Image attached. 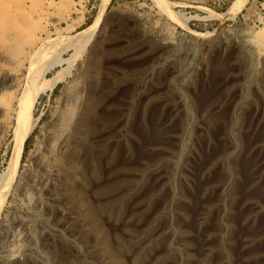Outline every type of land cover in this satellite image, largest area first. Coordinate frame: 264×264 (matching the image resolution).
I'll list each match as a JSON object with an SVG mask.
<instances>
[{"label":"rangeland","instance_id":"374dc122","mask_svg":"<svg viewBox=\"0 0 264 264\" xmlns=\"http://www.w3.org/2000/svg\"><path fill=\"white\" fill-rule=\"evenodd\" d=\"M54 2L36 24L35 50L53 44L35 57V73L66 41L93 33L70 71L85 101L71 124L82 134L70 154L78 167L71 190L49 199L35 156L45 155L68 96L64 80L34 107L0 211V264H102L101 232L125 264H264V43L254 38L264 0ZM24 65L8 67L20 75L19 97L32 69ZM83 110L86 125L75 124ZM15 124L0 119V174Z\"/></svg>","mask_w":264,"mask_h":264},{"label":"bare ground","instance_id":"6f19581e","mask_svg":"<svg viewBox=\"0 0 264 264\" xmlns=\"http://www.w3.org/2000/svg\"><path fill=\"white\" fill-rule=\"evenodd\" d=\"M61 1L65 5L66 4L72 5V0H61ZM104 1H107V0H104ZM54 5H55L54 0H0V119L6 118V120H7V119L15 118V121L17 123V124H15L16 127H15L14 134H13L14 135L13 151H12V154L10 156L7 167L0 174V211L3 207V204H5L4 201L6 200V198L8 196L9 188H10V185L12 183L13 176L15 175V172L18 168L24 143L28 139V137L34 132V129H35V125H36L37 121H35L34 116H33L34 107H35L36 103H38L40 95L42 93H44V92L53 93L54 90L56 89V87H58L59 83L64 82V80H65V84H66L65 90L67 92H69L68 96H67V98H65L63 105H62V109L58 114L54 131L52 133H50L51 134L50 139H49L48 143L46 144L45 155H42V157H41V155L35 156V163L37 164V166L39 168H41L44 175L47 176V184L48 183L52 184V187H51L52 190H50L52 194H50L49 199H51V197L55 199V196L53 194L58 193L59 189L61 190V189L65 188V191L71 190V187L69 186V184H67V180H69V178H70V173H74L78 167V166H76L77 163L76 164L74 163L75 155H74V157H70V154H72V151L75 149L73 141L76 140L77 137L80 138V136L82 134H80L81 130H79V128H77V129L75 128L74 131L72 132L71 124H72V121H74L73 120L74 116L77 115L76 111H78L79 109L80 110L82 109V106L85 104V101H82L80 98V95H79V90H78V85L80 83L79 78L76 75L71 77L70 71H71V68L73 66V62L75 61L77 56L80 55L81 53L85 52L87 44H89L90 41L92 40L93 33L81 34V35H78L77 37H73V39H71L69 41H66V43L64 45V46H66L64 48L65 49L64 51L67 52V51L72 50L73 54L71 56H69L68 58H65L64 57L65 52H61V51L59 52V50L57 49L58 51H56L53 54L52 60L47 62L44 66L40 67L39 71H37V73H35L34 72L35 65L39 64V62L37 63V59H36L37 56L40 54H43L53 44L51 41H48V40H52L49 38V39L45 40L42 43V45H40L41 47L38 50H35V43L40 41V39L37 37V35H38V32L42 29L40 26L38 27L37 25L39 24V22L46 19V18L44 19V17L46 15H49V14H47V12H49V10L51 8H53ZM50 35H51V33H50ZM254 38H256V39L258 38L262 41V42L260 41L261 43H264V28L260 32H258ZM46 41H48V42L45 44ZM62 44H64V43H62ZM44 55H45V53H44ZM44 55H42V57ZM25 62H28V65L31 64L32 69H31V73H30L29 77L27 78V81H29V85H28V87L25 85L24 91L22 92L21 96L19 97V96H17V92L19 90V86H17V80H18L17 76H20V75L13 74V73L9 72L8 67L10 65H16L15 69L12 71L19 73L20 71L25 69V65H24ZM54 66H60V67H66V68H64L61 71L56 72L54 74V76L50 77L49 76L51 74L50 72L53 70ZM67 77H71V79L68 81V80H66ZM80 86H82V85H80ZM83 95L85 96V94H83ZM14 100H17L16 107L14 105V103H15ZM93 100H94V98H93ZM97 108H96V110H97ZM88 111H89V109H88ZM88 111H87V113H88ZM85 116H86L85 111L84 110L81 111V113L79 114V117L77 118V121L75 124L81 125V123H84ZM84 124L86 125V123H84ZM186 127H187L186 130L188 129L189 130L188 132H190L191 131L190 122L188 123V125H186ZM76 133H77V135H76ZM182 139H183V136H182ZM232 142H234V141H232ZM78 145H79V143H78ZM182 145L184 146V144H182ZM82 146L80 145L81 149H82ZM85 147H86V145H85ZM237 147H238V144L236 143L234 147H231L227 151V153L225 151L226 156L224 155V160H222V161L227 162V158L229 159L231 154L235 153V150L237 149ZM181 148H183V147H181ZM67 151L69 152L68 156H65L66 155L65 153ZM78 151L81 152V150H78ZM75 154L77 155V153H75ZM181 155H182V153L180 154V156ZM72 158H74V160ZM80 158L81 157H79V159ZM171 162H173V161H171ZM175 173H177V169H176ZM76 174H77V172H76ZM232 174H233V172H232ZM79 175H80V173H79ZM177 178H178V175L174 174L173 181L175 182V180H177ZM50 191H48V193ZM62 191H64V190H62ZM46 197H47V195H46ZM66 200H68V199H66ZM52 204L53 203H51V205ZM46 206H48V205H46ZM59 207H61V206H59ZM67 209H69V208H67ZM63 212L67 213V211H63ZM72 217L73 216H71V219H72ZM94 218L91 217L90 218L91 221L92 220L95 221ZM84 223H85V221H84ZM56 231L59 232V229ZM48 233H49V235L52 234V232H48ZM101 233L103 235L101 236V240L98 239L100 241V247L99 248H101L102 254L105 256L104 259L106 260V262L103 261L102 264H125L123 262L122 257L119 254L120 251L116 249L117 250V252H116V250H114L113 247L110 246L107 234H104L103 232H101ZM84 237L82 234V237H81L82 242L84 241L83 240ZM127 244H128V242L127 243L125 242V244H121L120 245L121 249H123V247L126 249ZM15 259H12V260H15ZM31 259H32V256H31ZM31 262H32V260H31Z\"/></svg>","mask_w":264,"mask_h":264}]
</instances>
